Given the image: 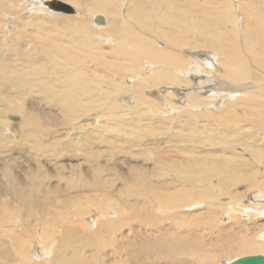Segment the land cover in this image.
<instances>
[{
    "label": "rangeland",
    "instance_id": "rangeland-1",
    "mask_svg": "<svg viewBox=\"0 0 264 264\" xmlns=\"http://www.w3.org/2000/svg\"><path fill=\"white\" fill-rule=\"evenodd\" d=\"M21 1L22 3L19 6L25 5L27 9L21 13L20 17L22 18L28 15L35 16L38 18L37 22L39 26H32L29 29V23H27L26 30L29 34L25 38L23 37L19 40V42H16L17 47L15 46L16 50L14 49L13 51L10 49L11 46H9L10 41L7 39L8 36L3 33L5 30L4 27L0 29V53L2 52V54H0V66L2 62L4 63L8 58L11 60L14 59L13 61L10 60L12 66L14 65L15 68L23 70L22 72L26 73L27 69L38 67L45 63L44 68L46 73H41V77L39 74L40 78L37 77L36 74L33 76L29 75V81H25L27 87L18 84L19 88H17V90H19L20 93L14 90L15 87L11 88L7 85L0 86V201L6 213L9 212V217L4 214L0 216V234L3 235V237H0V241H6L8 245H12V248H16L13 245H15V240L18 238H14V234L17 233V228H24L28 232L24 234L28 242L26 253L34 262L39 263L51 258V252L55 249V246H57L55 238L64 236L62 232L64 229L69 228L70 238L67 243L71 247L74 245H77L78 248L83 247L81 249L82 256H91L95 259L98 253L94 249L93 244L91 243V246L88 247V239L85 237L84 239L86 241L76 239V235L72 234V232H83L86 236V233H92L95 230V226L93 225L96 222L112 221L114 220L113 218H118L119 211L116 210V208L120 207V205L111 195L101 192L94 194V197L96 195V200L94 203H87L89 208L87 205H80L79 208H69L65 211L51 209L52 213L55 214V217L51 220H47L42 216H39L38 220L36 218L33 220L31 218H26V220L31 223L30 228L28 227L27 229L21 224V217L24 216L25 213L24 208L12 202L11 197L3 190L9 186L10 181L18 183L20 189L27 188L26 190H32L30 187L32 181H34L36 185H39L43 181V184L52 191L56 189L59 191L64 188L65 180L59 181L57 177L60 178V176H63V178L66 179V177H73L74 174H78L85 178L87 174L86 169L90 170L87 166H90V164L93 170L98 165H103L105 168L102 167L100 170L108 173L109 176L113 175L112 177H114L119 175L122 176L125 181H128L131 177L129 172L137 168L136 166H141L144 161L145 152L151 153V151H153L152 148L154 145H157V142H159L161 146L163 143L162 141H164L166 137H173L176 136V134L191 135L190 125L186 126L184 129L181 128L182 125H186L187 123V121H185L186 123L184 122L185 119L188 120L189 124L193 123L194 127H199L201 130L207 129L208 126H214L215 128L211 127L212 131H210L211 133L208 132L207 135L211 134V138L216 137V141L211 140L209 137V141L196 142L195 139L191 142L187 140L188 142L177 144L169 143L164 144L162 146L163 148L160 147L162 153L159 159L162 163L155 176V185L153 186L154 193L160 192V187L164 184L163 179L169 174L168 171L172 169L174 173L176 170L177 165L174 163L175 158L189 157L192 156V154H197L195 152L182 154V151L181 154L166 152L170 147L201 151V153H208L209 148H211V152L215 151L219 156H229L232 153L242 156V159L248 158L249 163L252 165L251 171L257 175L256 183L264 182V113L257 114L260 111L255 107L253 108L255 112L249 109L251 105H257L264 109V94L260 92L264 89L257 87L258 85H264V82L255 83L251 78H246L247 76L244 70L234 63L235 68L233 70H235V72L231 73L233 78L222 75V77H224L223 79L226 81V84L228 82L233 85L235 83L237 85L240 83L252 85L249 89L232 91V88L219 86L220 91L216 93H220L218 94L217 103L221 106L217 103L214 104L210 96H199L195 92H189L185 94L187 104L192 105L188 100L190 96L195 97L199 103H197V107L194 110H190V107L186 105L175 104L171 100L166 101L169 106L164 108L162 105L164 102L162 99L163 96L157 91L160 85L174 86L175 84H171L168 81L166 82L163 75L175 80L186 78L185 75L191 72L189 59L180 58L172 54L179 61V66L177 67L167 65L161 61H151L146 56H135L133 50L125 46V41H120V38L133 40L131 35L133 37L138 36L137 38L140 41H144L147 45L150 44L153 47L156 46L157 41L160 40L163 41L165 46H169V48H172L173 51L178 54L184 53L186 49H191L195 51L204 50V53L206 52L205 50H210L217 55L222 53L220 48L206 45L197 47L175 45L166 35L167 33H171L169 30L147 28L135 21L136 17H132L131 13L134 10L136 0H100L104 7L108 8V6L111 5L109 8L113 11L117 10L116 16L119 22L117 27L108 23L106 28L100 29L94 27L95 25L92 23V17L101 16L106 21V18L111 20L113 16L111 17L107 12H88L83 6L76 5L73 0H61V2L72 7L74 12H62L49 8L46 5L48 12L55 11L54 13H59L61 15H75L77 11L79 13L78 15L81 14V17H54L44 10L31 9L24 0ZM88 1L95 2V0ZM110 1L112 2L111 4ZM143 1L149 3L148 0ZM232 1L233 4L231 5ZM246 1L248 0H195L194 3H192L196 4L193 9V15L190 16L193 20V26L203 28L208 22L202 16V12H197L200 6L206 8L207 11H216L220 8V14H224L226 10L227 14L232 13L230 15V21H228L229 24H226V26L222 28L223 31L220 32L217 30L220 34H216L214 40L222 42L225 48H229L235 36L238 44L242 43L245 45L248 43L244 38L245 30L248 28L251 33L256 34L248 21L250 6L254 5V1H250L249 4L246 3ZM176 2L180 6H186L189 5L190 0H176ZM173 3L174 1L172 0L166 5L162 3L156 5L157 14L155 16L149 11L138 17L140 18L138 20H143L147 25L153 23V25L157 27H162L164 21L162 17L166 14L169 17L173 15ZM245 3L246 11L241 14L240 8H242L241 6ZM225 5L227 9H225ZM158 13L161 14L162 17L159 16ZM186 13L185 11L181 12L183 16H185ZM69 19L82 20L79 23L80 25L87 20L90 21L89 25L81 26V32L80 30L70 32L68 31L69 27H66L65 24L66 20ZM155 20H158L157 24ZM208 24L213 25L212 22H208ZM127 29L130 30V36L126 34ZM38 30H40L41 34L49 37V39L54 40L58 44L60 43L63 47H67L70 56H72L70 59L77 61L75 67L71 68L77 71V74L67 71L68 69L65 68L66 66L62 59H59V65L55 64L56 61L53 62L54 66H52V63L50 65L49 62H45L41 59L43 56L38 54L41 51L38 46L40 45L38 40V34H40V32ZM158 50V54L160 55L159 59L164 58V50H162V47L159 46ZM167 50L169 49L167 48ZM16 53L18 54L15 55ZM19 53L26 56L20 57ZM241 54L247 60L245 61V59H243L242 64L244 65L245 63L243 62H246V67H248L252 73L260 74L257 70L252 68L254 67V62L253 60L249 62L250 57L248 52L244 49ZM7 55L9 57H7ZM218 56H220V54ZM220 58L223 60L222 56H220ZM237 58L242 59L240 56ZM261 61L264 66V57H262ZM227 62L224 61L220 63L221 70L228 71L227 69H229L231 63L229 64ZM81 71L83 73H81ZM203 73L207 78L213 75L212 71ZM54 74H56V76L61 75V77L58 76L59 84L70 74V79H77V83H82L81 85L90 88V93L82 99L79 115H70L66 113L65 116L63 107L59 103H56L58 101L57 99L62 97V90L61 93H59L60 90L56 91L53 97H50L49 93L46 92L45 85L47 87L50 80L54 78ZM138 76H143V78L137 80ZM186 76V80H190V77L188 75ZM262 76L264 77V75ZM30 81H34V83L30 85ZM252 81L255 84L250 83ZM57 83L58 82L53 83L54 86L56 85V88L58 87ZM148 83H152V85L149 86ZM71 84L72 82L67 80V85ZM191 86L190 83L187 85L188 88H191ZM50 87L52 88V86ZM139 87H144L145 89L140 91ZM80 89L82 88H76L75 90L79 91ZM228 89L231 93H229ZM68 90L69 88L66 89V92H68ZM155 96L157 98H155ZM193 106L196 105L193 104ZM12 110L15 111L13 112ZM228 110H231V114H228ZM23 112L35 114L36 120L40 121L36 128H33L34 125L31 127V129H33L31 132H29L27 126L22 123L24 120ZM257 115L262 116L263 120L262 118L259 119ZM9 117H15L16 120H11ZM41 117H43L44 120H41ZM219 119L221 121H219ZM191 120L192 122H190ZM199 133H203V131ZM222 141H224L225 144H222ZM66 148L69 149V151L66 150ZM91 152L93 155L88 157L86 153L90 155ZM224 152H226V154ZM251 156H254V158H251ZM86 159L90 160L91 163H86ZM42 177H45L44 179L48 178L49 180L45 181ZM113 179L117 181L118 177ZM115 184L117 185L118 183L116 182ZM208 186L214 189V197L202 196L194 198L192 202H200L202 208L200 206H195L189 210L200 211L205 209V204L209 203L221 206V208H217L220 209L219 214L213 217L216 221L206 220L199 223L200 225L206 228L208 227L207 222H219L221 227H235L244 237L247 236L246 238H255L260 236L261 233H264V230H261V226H264V195H262L261 191L255 188L246 190V186L242 184L238 187H228L224 191L229 194H223V189L217 176L210 180ZM196 191L201 193L203 189L201 187H196ZM33 194L34 196L36 195V198H39L42 197L43 192L40 190ZM71 194L77 196L78 192ZM67 195L69 194L66 193L65 196ZM82 195L86 194L84 193ZM229 195L231 196L228 197ZM87 196L92 197V193H89ZM232 196L237 198L232 200ZM76 199L81 200V198ZM4 201L6 203H4ZM108 201H112L114 206L111 207V210L109 209L106 214L99 213L98 208L107 205ZM241 204L244 209L230 212L229 209H231L232 205L238 209ZM225 205L226 208L224 207ZM32 214L33 212L31 215ZM245 218H247V220ZM89 223H91L92 226H89ZM252 223L254 225H252ZM45 231H48L46 234L48 236L47 239L44 237ZM121 231V233H116V235H118L112 240L111 244L107 243L108 237H103V241H101L104 243L101 253L103 255V260L107 263H112L113 260H117L119 264H126L128 259L124 252L126 249L124 250L122 247L123 243L128 245L130 249L137 246L136 243L130 241V237L119 239L118 236L126 234L127 228H122ZM247 231L249 232L247 233ZM9 232H12L11 235ZM32 232L33 234H31ZM225 232L226 231L223 230L224 234ZM34 234L36 237L33 236ZM78 237L79 234L77 235V238ZM205 242L206 241H204V243ZM210 245L218 247L219 243L214 240ZM112 247L115 248L118 254L113 255L111 250ZM43 249L46 251L44 252ZM39 250H42L46 256L43 258L37 257ZM210 253L215 256H221L218 258L220 261L219 264H221L223 260L230 261L234 258L252 253L264 254V252L239 254L233 252L234 256H232L233 254L231 253H229L230 255L222 252L220 254L216 252L214 248H210ZM17 256L16 259L19 260V255L17 254ZM97 259L98 258H96V260ZM12 264L21 263L13 262ZM149 264L158 263L157 260H154L153 263Z\"/></svg>",
    "mask_w": 264,
    "mask_h": 264
},
{
    "label": "bare ground",
    "instance_id": "bare-ground-1",
    "mask_svg": "<svg viewBox=\"0 0 264 264\" xmlns=\"http://www.w3.org/2000/svg\"><path fill=\"white\" fill-rule=\"evenodd\" d=\"M24 1L27 4V6L31 9H41L48 12V10L46 9V5H48L47 7L52 9L60 10L62 12H70L68 11L69 9H67V7L65 6L66 3L61 2V0H24ZM148 1L149 3H146L143 0L135 1L134 10L131 13L132 17H136L135 21L141 23L143 26L147 28H158V29L169 30L172 34L167 33L166 35L168 36V39L175 45H188L191 47L206 45V46L220 48L222 50V53H219L220 56L223 57V60L225 62L228 61L227 63L229 64L231 63V66L229 67V69H227L228 71H225V70H221L220 67V63L224 61L221 60L220 56H218L219 54L216 53L217 55H215V52L210 50L209 51L205 50L206 52L204 53V50L195 51L191 49H186L184 50V53L178 54L177 52H174L172 48H169V46H165L163 41L160 40L157 41V45L153 47L150 44H149L150 46L147 45L144 41H140L137 38L138 36L133 37L131 35V38L134 41L128 40L126 38H122V39L120 38V41L122 40L125 41V46L133 50L135 56H146L151 61H161L167 65L177 67L179 66V61L175 56L189 59L191 65V69H190L191 72H189L190 74L188 73L186 75L190 77V80L189 79L188 81L186 80L187 79L186 75H185L186 78L180 80L168 78L167 76L163 75V78L166 79L165 80L166 82L168 81L171 84H175L174 86L160 85L159 90L157 91L163 96L162 99L164 100V102L162 103V105L164 108L169 106L166 103V101L171 100L175 104L186 105L190 107V110H194L197 107L198 102L195 97L190 96L188 100L192 105L187 104L185 94L189 92H195L199 96H205V97L210 96L212 98V102L215 104L218 101V94H220V93L218 94L216 93L217 91H220L219 86L232 88V91H239V90L242 91L247 88L249 89V87L252 85L249 84L245 85V83L243 84L240 83L237 85L235 82L234 85L228 82L226 84V81L223 79L224 77H222V75H225L228 78H233V75L231 73L235 72V70H233L235 68V64L239 65V67L244 70L247 76L246 78H251L255 83L264 82V77L262 76L264 75V66L261 61L262 57H264V0L246 1V3L248 4L250 1H254V5L250 6L248 21L252 25V29L256 32L257 35L251 33L247 28L244 33V38L248 41V43H246L245 45H243L242 43L238 44L234 36L233 43L229 48H225L222 45V42L215 41L214 37H216V34H220V32L223 31L222 28H224L226 24H229L228 21H230L231 18L230 15L232 13L227 14V11L225 10L224 14L222 13L220 14V8L217 9L216 11H209V10L207 11L206 8L200 6L197 12L199 11L202 12L203 13L202 16L205 18V20H207L208 22H212L213 25H209L207 22L206 26H204L203 28H198L193 26V20L190 18V16L193 15V9L194 6L196 5V4H192L194 3L195 0H190L189 5L186 6H180L176 2V0H173L174 1L173 15L169 17L166 14L162 17L161 14L158 13V15L161 16L164 21L162 27H157L156 25H153V23L147 25L146 23H144L143 20L139 21L138 19L140 18L138 17H140L146 12L148 13L149 11L153 16H155L157 14L156 5H159L161 3L166 5L167 3H170L172 0H148ZM73 2L76 3V5L83 6L85 10L88 12H107L111 17L113 16L111 20L105 17L107 22L101 16L92 17V23L95 25L94 26L95 28L97 29L106 28L108 26V23L109 24L111 23L114 27L118 26L119 22L116 16L117 10L113 11L111 8H109V6L111 5H109L108 8L104 7L102 5V2H100V0H95L94 3L93 1L91 2L88 0H73ZM21 3H22L21 0H0V29L4 27L5 30L3 31V33L8 36L7 39H9L10 41L9 46H11L10 49L12 51L15 49V46L17 47L16 42H19V40H21L23 37L25 38L29 34V32L26 30L27 23H29L28 25L29 29L32 26H36V27L39 26L37 22L38 18H36L35 16L28 15L22 18L20 17L21 13H23L27 9L25 5L19 6ZM111 3L112 2L110 1V4ZM246 3L243 6H241L242 8H240L241 14L245 13L246 11ZM232 4L233 1L231 2V5ZM225 9H227L226 5H225ZM182 11L187 12L185 16L181 14ZM54 12L55 11L53 12L51 11L48 13L54 17H81V14L78 15L79 13L77 11L75 12V15H68V14L61 15L59 13H54ZM72 12H74V10ZM97 18H99L101 21L99 24L95 22ZM80 21L82 20H75V19L66 20L65 22L66 27H69L68 31L70 32L78 31L82 28L81 27L82 25L83 26L89 25L90 20L83 22L82 25L79 24ZM157 22L158 20H155L156 24ZM217 30H219L220 32ZM38 31L40 32V30ZM129 32L130 30L127 29L126 34L128 36H130ZM38 40L40 43V45L38 46L41 49V51L38 54L40 56L41 55L43 56V58L41 59H43L45 62L46 61L49 62L50 65L52 63V66H54L53 62L55 61H56L55 64L59 65L60 63L59 59H62L64 60L65 63L64 65L66 66L65 68L68 69L67 71L73 74H77L76 73L77 71L71 69L75 67L77 61L75 60L73 61L70 59L72 56H70L69 54L70 52L68 51L67 47H63V45H61L60 43L58 44L54 40L49 39V37H46L44 34H41V32L40 34H38ZM159 46L162 47V50H164L163 52L164 58L161 59H159L160 55L158 54ZM167 48L169 50H167ZM244 49L249 54L250 57L249 62L251 60H253L254 62V67L252 68L257 70L260 74L252 73L249 70V68L246 67V62H243L245 63L244 64L245 66L242 64V60L245 58L242 56L241 53ZM166 53H170V54H166ZM0 54H2V52ZM17 54L18 53H16L15 55ZM172 54L175 56H173ZM19 56L23 57L26 55L19 53ZM239 56L242 59L237 58ZM7 57L9 56L7 55ZM10 60L11 59L8 58L7 60H5L4 63L2 62L0 66V83H1L0 86L7 85L11 88L15 87L14 90L19 91L17 90V88H19L18 84L27 87L25 81H29V75L33 76L36 74V76L39 77L40 74L41 77V73H46L44 68L45 63H43L38 67L27 69L26 73H23L22 72L23 70L15 68L14 65L12 66L11 61H13L14 59L11 61ZM245 61L247 60L245 59ZM208 71H212L213 75L207 78V76L203 72H208ZM81 73L83 72L81 71ZM69 75H67L63 79L62 83L59 84L60 82L58 81V76L61 77V75L56 76V74H54L53 75L54 78L50 80L49 84H47V87L45 85V89L46 92L49 93L50 97H53L54 94H56V91L60 90L59 93H61L62 90L61 93L62 97L57 99L58 101L56 103L57 104L59 103L63 107L65 116L66 113L67 114L69 113L70 115H79L82 99L84 98V96L86 97V95L90 93V88L81 85L82 83L81 84H79V82L77 83V79H73V80L70 79ZM142 78L143 76H138L137 80H140ZM67 80H70L72 84L67 85ZM253 81L250 83H254ZM54 82H58L57 88L56 85L55 86L53 85ZM200 82L202 85L200 84ZM29 83L31 85L34 83V81L33 82L30 81ZM189 83L192 85L191 88L187 87ZM148 85L151 86L152 83H148ZM50 86H52V88ZM257 87L264 89V85H258ZM68 88L69 90L68 92H66V89ZM76 88H82V89H80L79 92L75 90ZM139 88L140 91H143L145 89L144 87H139ZM260 92L264 94V90H261ZM229 93H231V91H229ZM155 98L157 97L155 96ZM193 104H195L196 106H193ZM254 107L258 111H260L257 114L264 113V109L258 107L257 105H251L249 109L251 111H254L253 110ZM12 111L14 112L15 110ZM228 114H231V110H228ZM23 115H24L23 116L24 120L22 121V123H24V125L27 126L29 132L33 131L31 127L34 125L33 128H36L38 126L37 125L38 122L40 121L36 120L35 114L33 115L23 112ZM257 116L259 119L262 118L263 120L262 116L259 115ZM11 118L12 117H9V119ZM40 119L44 120L43 117H41ZM185 121H187V123ZM219 121L221 120L219 119ZM184 122L186 123V125H182L181 128L184 129L186 126L190 125L191 135L176 134V136L173 137L171 136L166 137L165 140L162 141L163 143L161 144V146L160 143L157 142V145H154V147L152 148L153 151H151V153L147 151L145 152L144 161L141 164V166L140 165L136 166L137 168H135L134 170L132 169L129 172V175L131 177L130 180L128 181H125L124 178L119 175L114 177H112L113 175L109 176L108 173L100 170L102 167L105 168L103 165H98L93 170L90 164L91 161L88 159H86L87 161L86 160L85 161L86 163L90 164V166H87V168H90V170L86 169L87 174L85 178L83 176L81 177L78 174H74L73 177H66V179L63 178V176H60V178L57 177L59 181H63V179L65 180L64 188L59 191L57 189L55 191H52L50 188L46 187L43 184L44 183L43 181L39 185H36L34 181H32L30 185L32 190H26L27 188L20 189L18 183L14 181H10L9 186L3 191L6 192L11 197L12 202H15L17 205L24 208L25 213L24 216L21 217L22 221L21 218L20 221L21 224L25 226V228L27 229L28 227L30 228L31 223H29V221L26 220V218H31L32 220L36 218L38 220L39 216H42L47 220H51L55 217V214L52 213L51 209H54L56 211L57 210L65 211L66 209L69 208H79L80 205L88 206L87 203L89 202L94 203V201L96 200V195L94 197V194L98 192L111 195L113 199H116L118 201L120 207L116 208V210L119 211V217L113 218L114 220L112 221L109 220L106 222H100V221L96 222L93 225L95 226V230L92 233H86V236L85 233L83 232H79V231L72 232V234L76 235V239L85 240L84 237L88 239L87 241L89 242L88 247L91 246V243L93 244L94 249L98 253V256L96 257L98 258L97 260L96 258L94 259L91 256L90 257L82 256L81 249L83 247L78 248L77 245L71 247L67 243L68 239L70 238V234H69V228H66L62 232L64 236L55 238V242L57 243V246H55V249L51 252V256H50L51 258L49 257L50 259H48L47 261L36 263L26 253V250L28 248L27 245L28 242L27 239L24 237V234L28 232L24 228H20V229L17 228L18 231L17 233L14 234V238L17 237L18 239L15 240L14 243L15 245H13L16 248H12L11 247L12 245H8L6 241H0V264H7V263L12 264L13 262H20L21 264H119L117 260H113L112 263H107L103 260L101 249L103 248L104 243H102L101 241H103V237H108L107 243L111 244L112 240L118 235V234L116 235V233L122 232L121 231L122 228H127V232L126 234H121L120 236H118V238L124 239L130 237L129 238L130 241L136 243L137 245L136 247L130 249L128 245H125L123 243L122 247L124 250L126 249L125 251L124 250L123 251L125 252L126 257L128 259V262L126 264H139V262L140 264H149V263H153L154 260H157L158 264H219L220 261L218 260V258L221 256H215L214 254H211L210 248H214L216 252L220 254L221 252L225 254L227 253L233 254V252L238 254L249 253V252H255V253L264 252V240H262L264 239V233H261L260 236L255 238H246L247 236L244 237L241 232L235 229V227H228V226L221 227L219 222L218 223L207 222L208 227L206 228H204L202 225L199 224L202 221H206V220L216 221L213 217L219 214L220 209L217 208L218 207L221 208V206L213 205V203H209V204H205V209H202L200 211L189 210L194 208L195 206L197 207L200 206L202 208L200 202H192L194 198L202 197V196L214 197V189L208 185L210 183V180L216 176L219 178V182L223 189V194H229L224 190H226L230 186L238 187L244 184L246 186V190L250 188H255L261 191L262 195H264V182L256 183L257 175L251 171L252 165L249 163L248 158L242 159L241 158L242 156L232 153L229 156H219L217 152L215 151L211 152V148H209L208 153L207 152L201 153V151L170 147V149L168 150L166 149L167 150L166 152L175 153V154H181L182 152H183L182 154L195 152L197 154H192V156L189 157L175 158L174 163L177 165L176 170L174 171V173L172 169L168 171L169 174L164 177L163 179L164 184H162V186L160 187V192L154 193L153 186L155 185L154 184L155 176L158 173L162 163L159 159V156L162 153L160 147H162L164 144L183 143V142H188L187 140L191 142L195 139L196 142L209 141V137L211 140L216 141V137L211 138V134L207 135L208 132L212 131L211 127L215 128L214 126H208L207 129L201 130L199 127L198 128L194 127L193 123L189 124L187 119H185ZM190 122H192V120ZM201 131H203V133H199ZM222 144H225L224 141H222ZM67 148L66 150L69 151V149ZM224 153L226 154V152ZM87 154L88 157H91L93 155L92 152L90 153V155L89 153H86V155ZM251 158H254V156H251ZM116 177H118L117 181L116 179H113ZM42 178L44 179L45 177ZM44 180L48 181L49 179L47 178ZM116 182L118 183L117 185L115 184ZM196 187H201L203 191L201 193H198L196 191ZM40 190L43 192V195L42 197L38 196L39 198H36V195L34 196L33 193ZM74 192H78V195L74 196L71 194ZM66 193L69 195L65 196ZM84 193L86 195H82ZM89 193H92V197L87 196ZM230 196L231 195H229L228 197ZM232 197H231L232 200L237 198L234 196ZM76 198H81V200H77ZM252 201H256V200H252ZM4 203L6 202L4 201ZM113 206H114L113 202L108 201L107 205H103L101 206V208L100 207L98 208V212L106 214V212H108L109 209ZM239 206L240 207H238L237 209L232 205L231 209H229L230 212H236L240 209H244L242 204ZM224 207L226 208V205ZM94 209L96 210L95 207ZM32 212L33 214L31 215ZM3 214L9 217V212L6 213V211L3 208L2 202L0 201V216ZM245 219L247 220V218ZM90 225L91 223H89V226ZM252 225L254 224L252 223ZM223 230L226 231L225 234L223 233ZM261 230H264V226H261ZM47 232L45 231V236H44L46 237V239L48 237L46 235ZM248 232L249 231H247V233ZM9 233L11 235L12 232ZM31 234H33V232ZM78 234L79 237L77 238ZM33 236H35V234ZM0 237H3V235L0 234ZM214 240L219 243L218 247H214L210 245L213 243ZM204 241L206 242L204 243ZM111 250L113 252V255L118 254L115 251L114 247H112ZM43 251L45 252L46 250L43 249ZM16 252L19 255V260L16 259L18 257ZM248 255H264V254L252 253ZM45 256L46 255L45 253L42 252V250L38 251L37 257L43 258ZM232 256H234V254ZM244 256H240V257H244ZM227 263H229V261L223 260L221 264H227Z\"/></svg>",
    "mask_w": 264,
    "mask_h": 264
},
{
    "label": "water",
    "instance_id": "water-1",
    "mask_svg": "<svg viewBox=\"0 0 264 264\" xmlns=\"http://www.w3.org/2000/svg\"><path fill=\"white\" fill-rule=\"evenodd\" d=\"M65 6L67 7V9H69L68 11L70 12L73 11V9L70 6L66 4ZM95 22L99 24L101 21L99 18H97ZM11 120H16V118L12 117ZM227 264H264V255H247V256L239 257L232 261H229V263Z\"/></svg>",
    "mask_w": 264,
    "mask_h": 264
}]
</instances>
